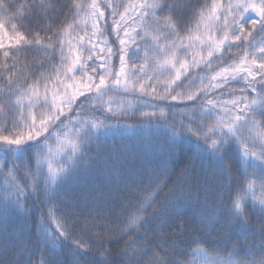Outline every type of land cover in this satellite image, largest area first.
<instances>
[{"label": "snow or ice", "instance_id": "6c2138e0", "mask_svg": "<svg viewBox=\"0 0 264 264\" xmlns=\"http://www.w3.org/2000/svg\"><path fill=\"white\" fill-rule=\"evenodd\" d=\"M0 264H264V0H0Z\"/></svg>", "mask_w": 264, "mask_h": 264}, {"label": "trees", "instance_id": "16d2710c", "mask_svg": "<svg viewBox=\"0 0 264 264\" xmlns=\"http://www.w3.org/2000/svg\"><path fill=\"white\" fill-rule=\"evenodd\" d=\"M6 3H9L11 2V0H5ZM134 121L133 120H129V123H133Z\"/></svg>", "mask_w": 264, "mask_h": 264}, {"label": "rangeland", "instance_id": "374dc122", "mask_svg": "<svg viewBox=\"0 0 264 264\" xmlns=\"http://www.w3.org/2000/svg\"><path fill=\"white\" fill-rule=\"evenodd\" d=\"M249 14H252V13H249ZM252 15H254V14H252Z\"/></svg>", "mask_w": 264, "mask_h": 264}]
</instances>
